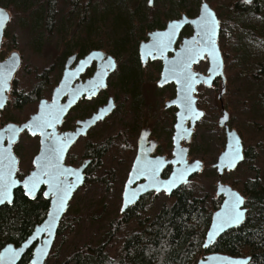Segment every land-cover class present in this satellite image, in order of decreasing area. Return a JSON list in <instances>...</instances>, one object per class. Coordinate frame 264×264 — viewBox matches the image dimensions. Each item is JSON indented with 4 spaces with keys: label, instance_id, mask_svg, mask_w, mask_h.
Instances as JSON below:
<instances>
[{
    "label": "rangeland",
    "instance_id": "rangeland-1",
    "mask_svg": "<svg viewBox=\"0 0 264 264\" xmlns=\"http://www.w3.org/2000/svg\"><path fill=\"white\" fill-rule=\"evenodd\" d=\"M53 1L55 16L49 26L46 10L50 0H0V6L11 16L0 49V62L13 52L22 57L9 102L0 113V129L8 123L26 122L37 112L40 99L51 101L62 79L65 62L72 54L80 56L81 50H86V54L102 50L117 60L118 68L109 78L108 89L92 101L80 102L62 127L63 131L73 129L78 120L92 115L109 97L116 101L115 112L81 139L69 154L68 163L78 166L86 158L88 146L103 144L107 148L101 161L90 166L88 182L74 196L47 264H59L79 248L95 247L110 232L112 224L121 221L124 215L121 214L122 194L141 130L150 128L154 139L162 143L159 154L172 158L177 110L166 109L165 104L175 97L176 87L172 84L158 88L160 63L151 62L143 67L139 45L147 41L150 32L164 29L169 21L180 19L183 14L190 18L197 16L202 4V0H155L154 6L149 7V0ZM204 1L220 21L218 43L229 81L223 97L230 115L229 126L239 133L245 149L252 155L236 171L225 174L222 182L247 197L244 189L249 182L259 179L264 187V0L254 2L259 12H250L243 19L235 12L236 4H252L243 0ZM192 33L186 30L182 37ZM208 67L206 60L194 69L205 74ZM95 69L94 65L83 80L91 78ZM129 73L132 77H128ZM130 78L134 80L130 82ZM217 84L214 88L200 86L196 94L198 107L206 115L197 124L192 142L188 144L189 160L202 161L204 170L193 179L189 189L198 198L216 200L220 207L222 198L215 195L220 178L213 166L225 150L226 135L219 126L222 112L217 97L221 84ZM38 91L41 97L37 101L22 108L15 106L17 96ZM39 148L38 137L27 133L21 136L14 150L19 158L20 179L32 169ZM147 203V215L141 213L140 216L154 217L165 204L173 203V196L151 195ZM137 229V224L131 222L123 225L120 232L125 235ZM120 232L109 249L111 255L123 240Z\"/></svg>",
    "mask_w": 264,
    "mask_h": 264
},
{
    "label": "water",
    "instance_id": "water-1",
    "mask_svg": "<svg viewBox=\"0 0 264 264\" xmlns=\"http://www.w3.org/2000/svg\"><path fill=\"white\" fill-rule=\"evenodd\" d=\"M243 1L246 2V0ZM253 1L254 0H251L250 3ZM154 2L155 0H152L150 4L148 1V6H154ZM204 4L207 3L203 0L197 17L189 18L186 15H182L180 19L170 21L164 30H156L149 33V40L140 45L139 55L143 65H146L149 60L163 61L164 67L157 84L158 87L163 88L169 84H174L176 86V97L166 104L167 108L175 106L179 109L173 137V154L175 158L168 162H165V159L161 157L151 158V152L146 148L149 131H143L139 139L137 158L124 185L121 214H124L128 209L135 206L142 197L148 194L165 193L171 196L181 187L189 185L192 178L203 170L204 163L202 161L195 160L189 162V148L182 145L183 142L186 144L191 142L196 124L205 116L204 111L197 106L198 99L195 95L200 86L212 88L214 82L221 79L222 90L219 94V100L222 101L226 94L227 82L224 72L225 62L218 43L221 29L220 21L208 4L211 12L215 14V20L218 23L215 26L214 33L210 32L209 35L203 36L201 32L200 18L203 14L202 6ZM0 10L3 12V16L0 17V21L3 23V27L0 28L1 49L5 38V30L10 22L11 16L10 13L1 6ZM173 22H179L180 27L174 30L170 29L169 25ZM186 26H191L193 28V35L189 38H184L180 48L175 50V45ZM169 33L173 34L169 36ZM198 33H201V35H197ZM201 36H203V40ZM205 41L207 42L205 43ZM200 49H202V51H200ZM189 50L194 51L190 52ZM171 52L174 53V56L169 58L168 54ZM97 53L99 55H94ZM189 55H192L193 59L189 60ZM109 60L114 62V68L109 63ZM206 60L209 63V67L205 74L193 70L195 65ZM21 64L22 57L17 52H13L8 58L0 62V103L3 104V107L0 108V113L7 106L12 83ZM94 64L97 65V68L92 77L83 81L82 76L85 75L88 69ZM116 70L117 60L102 50H93L80 59L78 54L69 56L65 62L62 79L59 85L54 89L51 101L40 99L37 112L31 115L26 122L21 124L8 123L0 129V181H16L11 187L10 201H5L0 204V210L6 205H13L15 192L19 189L23 191V194L28 199L35 200L40 191L45 188L43 193L44 198L50 201V207L45 219L35 226L24 242L18 246L8 243L0 249V264H20L29 251H31V258L28 264H47L57 240L61 222L70 208V203L74 195L85 185L86 170L92 163L91 160H85L84 164L80 167L68 166L65 163L67 155L80 138L86 137L93 127L99 122L104 121L114 112L116 109L114 99L110 98L108 103L99 108L97 112H94L90 117L84 120L78 121L75 130L61 133L60 128L63 126L64 120L70 111L82 100H92L108 88L109 78ZM97 82H99V86L93 90V84ZM42 103L44 105L43 108ZM53 108L59 112V120L54 122L52 127H46L43 133H41L39 129H35L37 134L33 135L32 131L24 127L25 125L33 123L34 117L40 118ZM60 109H62V111H60ZM223 110V117L220 119V127L226 130V147L219 156L217 163L213 166V168L217 170L220 179H222L226 171L233 172L237 170L246 159L244 142L236 130H231L228 127V113L225 109ZM196 113H203V115L197 118ZM97 116L102 118L97 119ZM225 117H227V119H225ZM189 122L190 127L187 126ZM9 126L16 129L15 135H12L8 130ZM25 133L29 134L31 137L40 138V149L39 153L34 158L36 162L33 163L34 170L28 173L23 179H20L18 177L19 158L14 152V147L19 143L21 136ZM237 140H239V143H237ZM61 145L64 150L58 152L59 159L57 160L56 154L51 153L50 149L53 147L59 149ZM235 148H239L243 159L238 161L234 167H230L228 166V161L224 159V157ZM181 158H183V163H176V161ZM49 160H51L52 165H55V167H47ZM156 160H163L164 163L156 173L155 181L148 171H145L142 175H137L136 170L140 169L146 162ZM196 161L200 162V167L195 170H190L185 175L184 180H178L176 185L171 188L170 192L163 190L168 186L170 179L181 167L194 166ZM169 164L175 166L173 172L168 178H163L162 172ZM217 165H220V167H217ZM44 171L50 172L53 178L44 176ZM33 173L36 174V178L39 179L40 182L35 192L28 193L27 189L24 187V182L28 177L32 176ZM56 184H60L64 189L68 190L67 196L65 197V206L61 208L59 212H57L59 194L54 186ZM156 187H160L161 191L157 192L155 190ZM133 193H135V196H133ZM232 193H237L243 198L244 203L240 206V210L243 212L242 219L239 223H230L220 228L219 224L231 206ZM216 196L222 198V203L212 214L211 223L202 246L203 251L211 249L224 234L241 228L246 223L248 216L246 197L232 186L224 184L222 180H219L217 183ZM126 200L127 206L125 207ZM50 214H55V219H53V216ZM209 233H212L211 239H209ZM251 260V256L234 257L223 253L212 252L204 255L196 264H250Z\"/></svg>",
    "mask_w": 264,
    "mask_h": 264
},
{
    "label": "trees",
    "instance_id": "trees-1",
    "mask_svg": "<svg viewBox=\"0 0 264 264\" xmlns=\"http://www.w3.org/2000/svg\"><path fill=\"white\" fill-rule=\"evenodd\" d=\"M252 4L243 6L238 2L235 6L239 19L250 12H259ZM56 3L50 0L46 12L47 23L52 25ZM86 50H81L84 56ZM69 56V53L66 54ZM128 77H132L129 73ZM134 79L130 78V82ZM128 81V82H129ZM41 92L23 94L16 97L15 106L22 108L31 101H37ZM86 157L92 158V166H96L107 152L105 145L90 146ZM250 150L246 158L251 159ZM248 216L246 223L239 229L224 234L208 251L202 246L210 226L212 214L218 209L216 200L198 198L188 186H183L173 195V203L165 204L154 217L147 215V197L128 209L121 221L112 224L110 232L95 247L88 245L73 251L59 264H196L204 255L218 252L234 257L251 256L250 264H264V187L259 179L249 182L244 189ZM213 204V206H212ZM48 202L41 196L28 199L21 189L15 193L12 206H4L0 210V249L8 243L16 246L24 242L36 225L45 218ZM144 211V212H143ZM121 222V223H120ZM134 222L138 229L123 235L124 226ZM61 229V228H60ZM60 229L58 234H60ZM123 240L114 254L109 249L117 234ZM31 258L29 251L20 264H28Z\"/></svg>",
    "mask_w": 264,
    "mask_h": 264
},
{
    "label": "snow or ice",
    "instance_id": "snow-or-ice-1",
    "mask_svg": "<svg viewBox=\"0 0 264 264\" xmlns=\"http://www.w3.org/2000/svg\"><path fill=\"white\" fill-rule=\"evenodd\" d=\"M152 0H149V3L151 4ZM246 2L250 3L251 0H246ZM202 16H201V32L203 33V36L209 35L210 32L214 33L215 31V26L218 23L215 20V14L211 12L207 4H204L202 6ZM3 16L2 10H0V17ZM3 27L2 21H0V28ZM180 27L179 22H173L171 25H169L170 29H176ZM173 33H169V36H171ZM197 35H201V33H198ZM203 36H201V39L203 40ZM170 42V41H169ZM207 41H205L206 43ZM199 43V42H197ZM190 52L194 50H189ZM202 51V49H200ZM94 55H99L94 54ZM189 60L193 59L192 55H189ZM109 63L111 66L114 68L115 64L111 60H109ZM103 75V73H102ZM99 86V82L93 84V90ZM3 107V104L0 103V108ZM44 107L42 103V108ZM62 111V109H60ZM203 113H196L197 118L199 116H202ZM97 119H100L102 117L97 116ZM227 119V117H225ZM59 120V112L53 108L52 110H49L45 113L44 116L37 118H33V123L25 125V128H28L30 131H32L33 135H36L35 129H39L41 133H43L44 129L46 127H52L54 122ZM12 135H15L16 129H14L12 126H9L8 129ZM70 139V138H69ZM43 143V141H42ZM66 143V141H65ZM237 143H239V140H237ZM64 150L63 146L59 149L56 147H53L50 149L51 153L56 154V159H59L58 152H62ZM183 151V150H182ZM228 161V166L234 167L235 164L243 159V156L240 154L239 148L233 149L231 152L227 153L224 157ZM34 163H36L34 161ZM164 161L163 160H156V161H148L146 162L140 169L136 170L137 175H142L144 174L145 171H148L151 176L153 177L155 181V176L156 173L159 171L160 167L163 165ZM178 164L183 163V158L179 159L176 161ZM47 167H55V165H52L51 160L48 161ZM200 167V162L196 161L194 166H189V167H181L180 170L174 176L170 179L168 182V186L164 188L163 190L166 192H170L171 188L174 187L177 183L178 180H184L185 175L190 171V170H195L196 168ZM217 167H220V165H217ZM67 171V170H66ZM11 174V173H10ZM44 176L52 177V174L48 171L43 172ZM39 179L36 178V174L33 173L32 176L28 177L25 182H24V187L27 189L28 193H32L36 191L37 185L39 183ZM16 183L14 180H9L8 182H2L0 181V204L4 203L5 201H10L11 199V187ZM57 189V192L59 194V200H58V206H57V212L60 211L61 208L65 206V197L67 196V189H64L60 184L54 185ZM155 190L157 192L161 191L160 187H156ZM133 196H135V193H133ZM244 203L243 198L237 194V193H232V202L229 210L225 213V216L221 223L219 224L220 228H223L225 225H228L230 223H239L242 219L243 212L240 210V206ZM125 207L127 206V200L125 201ZM53 216V219H55V214H50ZM212 233H209V239H211Z\"/></svg>",
    "mask_w": 264,
    "mask_h": 264
},
{
    "label": "flooded vegetation",
    "instance_id": "flooded-vegetation-1",
    "mask_svg": "<svg viewBox=\"0 0 264 264\" xmlns=\"http://www.w3.org/2000/svg\"><path fill=\"white\" fill-rule=\"evenodd\" d=\"M202 1H203V0H202ZM183 15H186V14H183ZM186 16H188V15H186ZM197 16H198V15H197ZM197 16H195V17H197ZM188 17H189V16H188ZM195 17H191V18H195ZM189 18H190V17H189ZM177 20H178V19H177ZM172 21H173V20H172ZM169 22H170V21H169ZM169 22H168V23H169ZM168 23H167V24H168ZM166 26H167V25H166ZM166 26H165V28H166ZM165 28H164V29H165ZM164 29H156V30H164ZM156 30H154V31H156ZM186 30H192V32H193V28H192L191 26H186V27L184 28V30L182 31V33H181V35H180V37H179V39H178V42H177L176 45H175V50H178V49L180 48V46L182 45V41H183L184 38H189V37H191V36L193 35V33H192V35H190V36H188V37H182V34H183ZM154 31H152V32H154ZM152 32H150V33H152ZM147 38H148V35H147ZM148 40H149V38L147 39V41H148ZM147 41H144V42H147ZM141 43H143V42H141ZM141 43H140V45H141ZM140 45H139V48H140ZM178 45H179V46H178ZM74 54H77V53H74ZM72 55H73V54H72ZM78 55H79V54H78ZM109 55H110V54H109ZM222 55H223V54H222ZM173 56H174V53H172V52L168 54V57H169V58H171V57H173ZM82 57H83V56H79V59L82 58ZM223 58H224V57H223ZM139 59H140V55H139ZM140 62H141V59H140ZM151 62H157V61H151V60H149V62H148L146 65H143L142 62H141V64H142L143 67H145V66H147L148 64H150ZM158 62L160 63V64H159V71L162 73V70H163V67H164V65H163V61L158 60ZM202 62H204V61H202ZM224 62H225V61H224ZM94 65H95V64H94ZM94 65H93V66H94ZM21 66H22V64H21ZM93 66H92V67H93ZM195 66H197V65H195ZM195 66H194V68H195ZM92 67H91L90 69H88V71L91 70ZM20 68H21V67H20ZM95 68H97V65H95ZM117 68H118V62H117ZM194 68H193V70L196 71ZM95 70H96V69H95ZM88 71H87V72H88ZM115 72H116V71H115ZM115 72H114V73H115ZM224 72L226 73V68H224ZM114 73H113V74H114ZM161 73H160V77H161ZM86 74H87V73H86ZM86 74H85V75H86ZM225 76H226V74H225ZM83 77H84V75L82 76V79H83ZM85 80H86V79H85ZM109 80H110V79H109ZM159 80H160V79H159ZM226 80H227V82H226V94H227V87H228L229 81H228V79H226ZM13 81H14V80H13ZM83 81H84V80H83ZM158 82H159V81H158ZM219 82H220V84H221V90H222V80H221V79L216 80V81L214 82L212 88H214L215 85H216L217 83L219 84ZM12 84H13V83H12ZM157 84H158V83H157ZM218 84H217V85H218ZM169 85H172V84H169ZM173 85H174V84H173ZM157 86H158V85H157ZM166 86H168V85H166ZM166 86H165V87H166ZM108 87H109V81H108ZM175 87H176V86H175ZM158 88H159V87H158ZM163 88H164V87H163ZM205 88H206V87H205ZM107 89H108V88H107ZM107 89H106V90H107ZM106 90H105V91H106ZM103 92H104V91H102L101 93H103ZM176 92H177V91H176V88H175V97H176ZM220 92H221V91H220ZM101 93H100V94H101ZM197 93H198V92H197ZM100 94H99V95H100ZM99 95H98L96 98H98ZM195 96H196V95H195ZM224 96H225V95H224ZM175 97H174V98H175ZM96 98H94V99H96ZM110 98H113V97H109L108 100H109ZM174 98H173V99H174ZM94 99H92V100H94ZM113 99H114V98H113ZM173 99H172V100H173ZM197 99H198V98H197ZM217 99H218V102L220 103V108H221L222 117H223V112H224L223 109L226 110L225 103H224V100H222V101L219 100V95H218ZM223 99H224V98H223ZM92 100H85V99H84V100H82V101H92ZM108 100H107V102L104 103L102 106L106 105V104L108 103ZM172 100H170V101H172ZM82 101H81V102H82ZM114 101H115V100H114ZM8 102H9V101H8ZM168 102H169V101H168ZM7 104H8V103H7ZM115 104H116V101H115ZM166 104H167V102H166ZM166 104H165V108H166V109L176 108L177 112H176V115H175V116H176V122H177V113H178L179 109H178L177 107H175V106L170 107V108H167V107H166ZM102 106L98 107L97 111H98L99 108H101ZM197 106H198V102H197ZM116 108H117V105H116ZM198 108H199V107H198ZM199 109H200V108H199ZM115 110H116V109H115ZM115 110H114V112H115ZM97 111H96V112H97ZM202 111H203V110H202ZM226 111H227V110H226ZM1 112H2V111H1ZM70 112H71V111H70ZM114 112H113V113H114ZM113 113H112V114H113ZM204 113H205V111H204ZM227 113H228V112H227ZM69 114H70V113H69ZM69 114H68V115H69ZM92 114H93V113H92ZM112 114H111V115H112ZM111 115H109L106 119H108ZM205 115H206V113H205ZM90 116H91V115H90ZM90 116H88V117H90ZM67 117H68V116H67ZM67 117H66L65 120H64V124H63V126H64V125L66 124V122H67ZM88 117H86V118H88ZM204 117H205V116H204ZM222 117H221V118H222ZM86 118H84V119H86ZM221 118H220V119H221ZM84 119H83V120H84ZM106 119H105V120H106ZM203 119H204V118H203ZM220 119H219V126H220ZM105 120H104V121H105ZM78 121H81V120H78ZM78 121H77V122H78ZM104 121H101V122H99L98 124H100V123H102V122H104ZM77 122L75 123V127H74L73 129H71V130H65V129H64L65 131H63V130H62V127H63V126H62V127L60 128V132L62 133V132H67V131H73V130H75L76 127H77ZM176 122H175V125H176ZM198 123H199V122H198ZM198 123H197V124H198ZM229 123H230V115H229V113H228V124H227V125H228V127L230 128ZM98 124H97V125H98ZM197 124H196V126H197ZM97 125H96V126H97ZM175 125H174V133H175ZM96 126H95V127H96ZM187 126L190 127V122L188 123ZM95 127H93L92 129H94ZM195 128H196V127H195ZM92 129H91V130H92ZM230 129H231V128H230ZM91 130H90V131H91ZM224 130H225V128H224ZM231 130H232V129H231ZM90 131H89V132H90ZM143 131H149V136L147 137L146 148H147L148 150H150V152H151L150 157H151V158L161 157V158H164V159H165V162L171 161V160H173V159L175 158V156H174V154H173V153H174V143H173V137H174V135H173V137H172V143H171V144H172V147H173V148H172V158L169 159V157H168L167 155H160V154H159V153H160V150H161V144H162L161 141H160L159 139H154V137H153V136H154L153 131H152L150 128H145V129L141 130L140 135H139V137H138L136 156L134 157V160H133V162H132L131 170H132L133 164H134V162H135V160H136V158H137V155H138V150H139V139H140V137H141ZM89 132H88V134H89ZM194 133H195V129H194ZM194 133H193V135H194ZM25 134H26V133H25ZM88 134H87V136H88ZM238 134H239V133H238ZM225 135H226V130H225ZM29 136H30V135H29ZM87 136H86V137H87ZM86 137H82V138H80V139H79V140L73 145V147H74V146H75V145H76L81 139L86 138ZM38 138H39V137H38ZM192 138H193V136H192ZM39 140H40V138H39ZM191 142H192V139H191ZM191 142H190V143H191ZM184 143H185V142H183L182 145H183V146H186V145H187V147L189 148V155H188V160H189V156H190V147L188 146V144H186V143L184 144ZM190 143H189V144H190ZM73 147L71 148V150L73 149ZM89 147H90V146H88V148H89ZM153 147H154V148H153ZM244 147H245V146H244ZM39 149H40V148H39ZM14 150H15V147H14ZM71 150L69 151V153H68V155H67V158H66V160H65L66 165H68V166H72V167H80L81 165L84 164V161H85V160H91V162H92V158H90V156H89V157L84 158L83 161H82V163H81L80 165H78V166L71 165L70 163H68V157H69V154H70ZM246 151H247V150L245 149V155H246ZM14 152H15V151H14ZM38 153H39V151H38ZM36 156H37V155H36ZM36 156H35V157H36ZM35 157H34V158H35ZM194 161H195V160H194ZM189 162H190V160H189ZM192 162H193V161H192ZM33 163H34V159H33V161H32V169L29 171V173H30L32 170H34V165H33ZM91 165H92V163H91ZM91 165H90V166H91ZM241 165H242V164H241ZM241 165H240V166H241ZM90 166H89V167L87 168V170H86V182H85V185H86V183H87L88 180H89V175H90V172H91V171H90ZM174 167H175V166H174L173 164H169V165H167V166L165 167L164 171L162 172V177H163V178H168V177L172 174ZM131 170H130V172H131ZM203 170H204V166H203ZM203 170H202V172H203ZM235 171H236V170H235ZM130 172H129V173H130ZM202 172H201V173H202ZM233 172H234V171H233ZM201 173H199V174H201ZM217 173H218V172H217ZM228 173H232V172H227V171H226V172L224 173V175H225V174H228ZM199 174L195 175V176L192 178L191 183H192L193 179H194L196 176H198ZM128 175H129V174H128ZM224 175H223V176H224ZM218 177H219V176H218ZM23 178H24V177H23ZM222 178H223V177H222ZM127 179H128V178H127ZM220 180H222V179H220ZM191 183H190V184H191ZM217 183H218V182H217ZM190 184H189V185H190ZM85 185H84V186H85ZM84 186H83V187H84ZM186 186H188V185H186ZM230 186H231V185H230ZM83 187H82V188H83ZM82 188H81V189H82ZM181 188H182V187H181ZM44 190H45V188H43V189L40 191V193H39V195L41 194V196H42L43 198H44V195H43ZM179 190H180V189H179ZM177 191H178V190H177ZM177 191H176V192H177ZM78 192H79V191H78ZM78 192H77V193H78ZM176 192H174L171 196H173ZM15 193H16V192H15ZM77 193H76V194H77ZM76 194H75V195H76ZM160 194H165V193H160ZM39 195H38V196H39ZM75 195H74V196H75ZM151 195H158V194L151 193V194H148V195H146V196H144V197H147V196H148V197H147V199H148V198L151 197ZM165 195H166V194H165ZM215 195H216V194H215ZM38 196H37V197H38ZM167 196H169V195H167ZM144 197H142L141 199H143ZM154 197H155V196H154ZM169 197H170V196H169ZM216 197H217V196H216ZM73 198H74V197H73ZM217 198L219 199V197H217ZM44 199H45V198H44ZM141 199H140V200H141ZM45 200H46V199H45ZM72 200H73V199H72ZM46 201L48 202L49 207H50V201H49V200H46ZM71 202H72V201H71ZM139 202H140V201H139ZM139 202H138V203H139ZM138 203H137V204H138ZM137 204H136V205H137ZM70 206H71V203H70ZM49 207H48V209H49ZM69 210H70V208H69ZM69 210H68V211H69ZM47 212H48V210H47ZM47 212H46V214H47ZM67 213H68V212H67ZM46 214H45V217H46ZM66 215H67V214H66ZM66 215H65V216H66ZM65 216H64V218H65ZM64 218H63V220H64ZM211 218H212V217H211ZM44 219H45V218H44ZM44 219H43V220H44ZM63 220H62V222H63ZM62 222H61V224H62ZM210 223H211V222H210ZM202 250H203V249H202ZM207 251H208V250H207ZM211 253H212V252H211ZM208 254H209V253H208Z\"/></svg>",
    "mask_w": 264,
    "mask_h": 264
},
{
    "label": "bare ground",
    "instance_id": "bare-ground-1",
    "mask_svg": "<svg viewBox=\"0 0 264 264\" xmlns=\"http://www.w3.org/2000/svg\"><path fill=\"white\" fill-rule=\"evenodd\" d=\"M178 42V41H177ZM179 46V45H178Z\"/></svg>",
    "mask_w": 264,
    "mask_h": 264
}]
</instances>
